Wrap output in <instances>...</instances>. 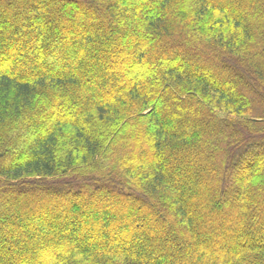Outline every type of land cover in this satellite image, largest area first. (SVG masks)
Masks as SVG:
<instances>
[{"label": "trees", "instance_id": "trees-1", "mask_svg": "<svg viewBox=\"0 0 264 264\" xmlns=\"http://www.w3.org/2000/svg\"><path fill=\"white\" fill-rule=\"evenodd\" d=\"M0 264H264V0H0Z\"/></svg>", "mask_w": 264, "mask_h": 264}]
</instances>
